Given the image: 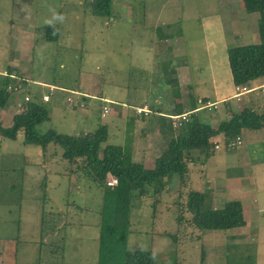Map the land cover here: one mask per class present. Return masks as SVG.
Listing matches in <instances>:
<instances>
[{"label":"rangeland","instance_id":"1","mask_svg":"<svg viewBox=\"0 0 264 264\" xmlns=\"http://www.w3.org/2000/svg\"><path fill=\"white\" fill-rule=\"evenodd\" d=\"M84 2L0 0V72L15 68L24 81L22 87L28 85L26 82L30 83L25 78L31 77L57 88L51 96V104H45L51 121L38 127L40 134L55 129L72 136V123H77L78 133L108 125L109 139L104 146H123L136 162L143 161L147 150L150 134H146L145 129L149 125L133 118L135 112L130 109L128 118L125 116L124 119L127 125L123 140L124 121L116 123L111 115L102 118V99L118 102V105H111L112 110L117 111L121 105L129 107L128 97L135 98L136 102L131 105L135 107L141 101L155 104L153 98L157 96L162 101L159 107H167L171 100L179 112L190 110L192 94L216 100L214 88H223L231 79L229 62L223 53L220 52L222 60H218V64L209 61L207 18L222 23L225 20L227 37L235 41L230 43L228 40L230 47L261 41L259 14L247 15L242 0H113L111 18L93 16L84 9ZM226 12H229L228 18H225ZM240 17L246 18L249 28L241 37L237 35ZM48 25L60 28L58 42L45 40L44 28ZM167 28H170V34L177 35L170 44L183 46L185 51L188 49L189 56L184 62L192 71L190 102H187L188 95H181L178 90L172 95L166 91L170 86L165 83L166 76L163 78V65H168L169 60L173 64L182 63V60H174L162 53V48L167 45L158 51L157 34L163 35ZM181 33L184 43L180 40ZM217 42L221 49L224 42L220 34ZM159 53L164 56L161 58ZM161 79L164 82L160 86ZM160 87H163L161 92ZM39 90L42 100L49 89ZM80 90L94 95L90 97L93 100L87 116L86 110L74 112L68 103L70 91ZM32 93L37 94L33 90ZM151 93L153 97L148 95ZM24 96L21 91L12 94L6 107L10 113L5 119L0 115L1 124L5 121V125L12 126L13 113L23 110ZM231 102L234 111L242 109V101L233 99ZM224 106L219 104L216 110H201L200 117L208 124L219 122L218 115L224 114ZM24 139V134L17 140L0 136V264H99L104 191L89 179L69 174L70 166L62 159L60 146H50L44 154L41 147L24 144ZM241 139L242 145L236 151H227L222 143L221 149L216 150L204 165V161L192 164L193 171L185 185L177 178L169 184L170 191L158 199L154 196L135 199L130 216L129 254L152 250L155 264H228V257L229 264H237L241 258L246 263L256 259L250 254L256 251L257 240L264 241V207H260L261 203L264 206V199L259 203L261 217L255 214L251 204L256 193H262L258 194L259 198L264 194V128L257 133L245 132ZM143 143L140 154L135 150ZM165 148L163 139L157 148L159 154ZM35 152L39 156L36 157ZM153 161L154 158L146 162L147 166L153 167ZM45 164H49L48 172ZM208 166L211 172H206ZM52 170L58 171V177L51 174ZM32 175L36 177L32 178ZM248 176H252L251 182L246 178ZM231 178L245 179L236 184ZM246 188V191H236ZM191 190L203 193L210 190L209 200L216 192L224 194L218 202L208 204L213 208L223 207L229 192L228 195L245 198L246 217L253 222L227 232L201 234L192 231L191 217L184 208ZM53 212L55 216H51ZM45 220L50 223L47 225ZM50 227L55 230L53 235ZM8 247L11 251L3 258ZM52 252L57 253L52 255ZM58 253L61 256H57ZM260 259L264 264V247Z\"/></svg>","mask_w":264,"mask_h":264},{"label":"trees","instance_id":"2","mask_svg":"<svg viewBox=\"0 0 264 264\" xmlns=\"http://www.w3.org/2000/svg\"><path fill=\"white\" fill-rule=\"evenodd\" d=\"M242 3L247 14H259L258 26L261 41L258 44L228 50L230 70L236 87H245L251 82L264 79V0H242ZM84 9L95 17L111 18L113 0H85ZM44 31L45 40L59 41L60 28L48 25ZM164 66L168 73L166 83L173 88H178L179 84L175 73L168 72L169 65ZM13 72L14 69L9 67L8 71L3 73L5 75H0V111L8 106L13 93L10 90L13 87V80H11V77L14 76ZM22 84H24L23 80L20 85ZM14 87L16 89L17 84ZM31 95L32 100L26 105L22 104L23 110L14 116L11 127H5L0 122V136L17 140L20 134H24V144L41 147L44 154L47 153L50 146H60L63 149L62 159L70 166L69 174L89 179L104 191L99 264H155V254L152 250L136 251L131 254L128 251L130 216L135 199L145 196L147 198L154 196L155 199H158L163 193L170 191L169 184L177 178L185 185L193 171L192 164L196 165L198 161H204L202 162L204 165L215 155L219 143L211 142L212 139L223 135V143L227 148L229 143L239 137L242 138L244 132L257 133L264 128V97L251 96L249 102H243L241 110H231V116L221 121L216 128L203 121L200 114H196L208 103V99L205 98L199 102V99L196 98L189 121L183 123L180 128L176 129L172 126L171 116L161 118L164 123L168 121L167 125L164 124L161 128L166 148L161 154L155 156L154 166L147 167L142 160L140 162L132 161L123 146H104L109 139L106 125H102L94 131H90L88 128L84 133L77 131L72 136L58 133L55 129L40 134L38 127L45 122H50L51 116L45 103L40 100L39 94L31 92ZM92 100L86 95L79 97L78 105L74 109L86 108V101L90 103ZM102 104L101 113L104 103L102 102ZM146 106L150 108L151 114L136 116L139 120H147L154 115H160L154 106L131 107L144 108ZM109 176L117 179V186L111 188L107 185ZM183 185L182 189L185 188ZM208 204L206 193L192 190L188 193L184 208L191 217L192 231L201 234L227 232L246 226L241 201L230 198L221 208H213ZM51 216H55L54 212ZM45 223L48 225L50 221L45 220ZM54 231L50 227L51 235ZM171 237L174 236L171 235ZM195 238L201 239V236ZM55 253L57 252H52V255ZM57 256H61V254L58 253ZM203 256L204 254H202ZM248 258L251 259V257ZM240 260L243 261L242 258ZM240 260L237 264H255L254 259L247 263ZM229 261L228 257V264Z\"/></svg>","mask_w":264,"mask_h":264},{"label":"crops","instance_id":"3","mask_svg":"<svg viewBox=\"0 0 264 264\" xmlns=\"http://www.w3.org/2000/svg\"><path fill=\"white\" fill-rule=\"evenodd\" d=\"M229 14V12H226V16ZM248 15V14H247ZM225 18H228V16L227 17H225ZM207 20L208 21H206L207 22V24L209 25V30H208V37L206 36V38H207V44H208V48H209V61H210V63L212 64H218V60H222V55L220 54V52L221 53H223V57H224V59L227 61V62H229V59H228V54H227V52H228V50L229 49H232L233 47H230L231 45H230V43L231 42H235L234 41V39L232 40L231 38H228L227 37V31H225V29H224V22H225V20H223V23H222V21H220V20H217V19H213V18H207ZM239 22V24H238V30H239V32H238V36L239 37H241V36H244V34L248 31V25H247V20H246V18L245 17H240L239 18V20H238ZM229 25H231V23H229ZM164 28H166V27H164ZM233 28H235V29H237V26H234ZM170 29V28H169ZM169 29L167 28L164 32H163V35H162V33H161V35H159V34H157V38H158V42H159V50L158 51H160V49H161V46H163V45H167V46H164V48H162V53H164V55L166 54V55H169V56H171L174 60H182V63H177V64H173V63H171V60H169V62H168V65L170 66V69H168V72H174L175 73V75H176V78H177V80H178V84H179V87L178 88H172V86H170L169 88H167L166 89V91H168L169 93H171V95L173 94V92L175 91V90H178L180 93H181V95L183 94L184 96H185V94L186 95H188L187 96V102H190V99H189V96H190V92H191V87H190V84L192 83V75H191V73H192V71H191V69L189 68V64L188 63H185L184 61H186V58L189 56L188 54V49L185 51V50H182V47L183 46H172L171 44H170V40H174L175 39V37L177 36L176 34H170L169 33ZM227 29V28H226ZM212 33H214L213 35H212ZM207 34V33H206ZM220 34V36H221V40H222V38H223V42L224 43H222V48L221 49H219L217 46H218V42H217V39H218V35ZM156 35V34H155ZM162 36V37H161ZM183 36V37H182ZM161 37V38H160ZM182 37V38H181ZM213 37V38H212ZM180 40H181V42H183L182 41V39L184 38V35H183V33H181V35H180ZM209 39V40H208ZM231 40L230 41V43H228V40ZM21 41L23 42V39H21ZM184 43V42H183ZM168 44H170V46H168ZM236 44V43H235ZM234 45V44H233ZM181 47V48H180ZM163 49H166V51H164ZM160 54V53H159ZM164 55H161L160 54V57L162 58ZM184 56V57H183ZM156 57H158V54H156ZM171 58V59H172ZM163 60L165 61V57L163 58ZM214 60V61H213ZM173 62V61H172ZM164 66V65H163ZM229 67H230V65H229ZM164 68H165V66H164ZM164 68L162 69V71H163V78L168 74L167 73V71L166 70H164ZM14 70H15V68H13ZM175 70V71H174ZM15 72V71H14ZM13 72V73H14ZM15 73H17V72H15ZM20 73V72H19ZM230 73H231V70H230ZM3 74V72H0V75H2ZM18 74V73H17ZM15 75V74H14ZM18 76H19V74H18ZM20 77V76H19ZM162 78V79H163ZM25 79H27V81H30V83H25V84H28L26 87H22L23 89H21V91H23L24 93L26 92V91H29V92H32V90L35 92L36 91V93L37 94H39V97H40V93H42L39 89H44V90H48V89H46V88H44V87H42L41 86V84H45V85H50V86H54V85H51V84H49V83H47L46 81H44V80H42V81H40V80H34V79H32L31 77H29V78H25ZM160 80L159 82H160V86H161V82H164L163 80ZM230 79V78H229ZM164 80H166L165 78H164ZM14 83V82H13ZM35 83V84H34ZM165 83H166V81H165ZM33 84V85H32ZM168 85V84H167ZM169 86V85H168ZM260 86H264V79H261V80H259V81H255V82H251L249 85H247L246 87L247 88H256V87H260ZM83 87V86H82ZM172 88V89H171ZM162 89H163V87H160V92L162 91ZM20 92V91H19ZM79 92H81L82 94H84V95H86V96H89V97H94V95H91L90 93H88V92H84V91H82V90H80ZM151 92H152V90H151ZM208 92V91H207ZM236 94H237V87L234 85V83H233V77H232V74H231V79H230V81L227 83V84H225V86L223 87V88H221V89H219V86H216L215 88H214V95H215V98H216V100H212L211 99V97H203V98H201L200 97V95H198L197 94V96L196 95H191V103H190V105H191V109L190 110H184V109H182L181 110V112H179L180 110L177 108V106H175V104L170 100V102H167V107H165L164 106V108H163V106L162 107H159V105H161L162 104V101L161 100H158V98H160V97H156V98H153V100L155 101V104H152V103H149V102H143V101H141V103H139V105H136V106H144V105H149V106H154V108H155V110L160 114V115H154V116H152L151 118H148L147 120H140L141 122H143L144 124L146 123V124H148L149 126L148 127H146V129H145V131H146V134L147 133H149L150 134V138H149V141L147 142L148 144H147V150L144 152V157H143V161L145 162V164H146V162H148V161H152L153 160V158H155V156H158L159 155V151H158V146L160 145V144H162L163 143V137H162V134H161V128H162V126L165 124V125H167V123H168V121H166V123H164V122H162V117H167V116H172V115H177V114H182V113H189V112H193V108H194V100L196 99V98H198L199 99V102H201V101H203V99H208V102H211V103H217L218 105L219 104H224L225 106H224V109H225V112H224V114L223 115H221V116H219L218 115V118H220V120H219V122L218 121H215L214 122V124H210V125H212L214 128H216L217 126H218V124L221 122V121H224V120H226V119H228L230 116H231V113L229 112V114L228 113H226V111L227 110H229V111H231V110H233V108L231 107V100H233V99H236L237 100V98H235V96H236ZM149 96H151V97H153V95H152V93L151 94H148ZM214 95H213V97H214ZM256 96V97H264V89L262 90V89H259V90H257V91H254V92H251V93H247V94H244L242 97H241V101L242 102H244V101H246V102H249L250 101V99H251V96ZM171 98H173V97H171ZM129 100V103H128V106L129 107H131V105H132V102H136L135 101V98H130V97H128V99H127V101ZM133 100V101H132ZM42 101V100H41ZM238 101V100H237ZM51 102H52V98H51V101L50 102H48V103H50L51 104ZM92 101H90V103H91ZM48 103H45V104H48ZM90 103H88L87 101H86V108H80V109H75L74 110V112H78L79 110H86V116H87V113H88V109L90 108ZM119 103L117 102L116 103V105H118ZM158 105V106H157ZM164 105V104H163ZM74 109V108H73ZM130 109L131 108H129V109H126V108H123V107H121L120 108V110L119 111H117L115 108H114V110L112 111V113H111V116H114V119H115V122L117 123L118 121H124L123 122V125H122V127H124V129L121 131V133L123 134V140H125L126 138H125V133H124V131H125V127H126V125H127V123H126V121L124 120L125 119V116L127 117L128 115V113L129 112H131L130 111ZM205 110V109H204ZM11 111V110H10ZM234 111V110H233ZM160 112H162V113H160ZM9 110H6V108L5 109H3V110H1L0 111V115L3 117V119H5V116H8L9 115ZM19 112H17V113H13L14 114V116L16 115V114H18ZM197 114V113H196ZM198 114H200V116H201V111H199L198 110ZM205 115H208V114H205ZM216 114L215 113H213V117L215 118V120H217V117L215 116ZM14 116H12V120H11V123H12V121H13V118H14ZM132 117H133V115H131ZM225 117V118H224ZM128 118V117H127ZM133 118H136V119H138L137 117H135V115H134V117ZM1 120V119H0ZM139 120V119H138ZM1 122V121H0ZM4 123H5V121H4ZM3 122H2V124H3V126H5V127H9L10 125H5ZM107 127H108V130H109V126L108 125H106ZM113 127V126H112ZM71 130L74 132V134L77 132V130H78V126H77V123H72L71 124ZM151 129H152V131H151ZM121 130V129H120ZM87 132V131H86ZM245 133V132H244ZM244 133H243V135H244ZM21 135V134H20ZM19 135V136H20ZM154 135H155V137H154ZM243 138V137H242ZM127 142H129V141H127ZM211 142H213V143H219V145H220V148L219 149H217V151H219L220 149H221V144L224 142V137H223V135H221V136H219V137H217V138H214V139H212V141ZM129 144H131V143H129ZM144 145H145V143H143L137 150H135L136 152H138V153H140V154H142V150H143V147H144ZM155 146V148H153ZM239 148V147H238ZM237 148V149H238ZM237 149H235V150H228L227 148H226V150L227 151H230V152H232V151H236ZM35 153H37V154H35V156L37 157V155L39 156V153L38 152H35ZM146 159V160H145ZM51 160V159H50ZM50 160H48L47 161V163L50 161ZM134 162H136V160L134 161ZM49 164H45V170H47V172H48V169H49V166H48ZM208 165V163L207 164H205V166H207ZM242 165L243 166H245V163L243 164V162H242ZM146 166H147V164H146ZM248 166H251L250 164H248ZM148 167V166H147ZM246 167V166H245ZM206 172H211V169L209 168V166H208V168H207V171ZM54 173V177H58V175H57V173H58V171H56V170H52V172H51V174H53ZM34 177H36L35 175H32V178H34ZM59 177H61V175H59ZM110 177V176H109ZM247 179H249L250 180V182H251V180H252V176H248V177H246ZM243 179H245V178H243ZM242 178H238V179H233V178H231V182L232 181H235L236 182V184H238V183H243L242 182V180H243ZM46 181V180H45ZM231 184V183H230ZM230 184H229V187H230ZM255 186V185H254ZM46 187V189H47V186H45ZM250 188H253V186L252 187H250ZM246 190H248V188H246V189H242V190H236V191H238V193L239 192H242V191H246ZM209 191L210 190H208V191H206V194H207V196H210V193H209ZM230 193V192H229ZM228 193V194H229ZM226 195L227 197H226V201L225 202H228L230 199H228V198H232V200H239V201H241L242 202V204H243V208H244V216H245V220H246V226L249 224V223H251V222H253V221H250L247 217H246V208H247V203H246V199L245 198H237V197H234V196H232V195ZM258 194H262V193H258ZM258 194L256 193V195H255V197L253 196V203L251 204V207L254 209V211H255V214H257V215H259L260 217H261V214H260V210H259V203L260 202H262L263 201V199H264V194H263V197L261 198V200H260V198H259V196H258ZM211 197V196H210ZM213 198H212V200H209V203H213V202H218L220 199H222V197H224V194H222L221 192H216L213 196H212ZM262 204L263 203H261V206L260 207H264V206H262ZM243 228V227H242ZM257 243H258V247L256 248V251L255 252H253V253H251L250 254V256L252 257L253 255H255L256 257V259H254V260H256L255 261V264L257 263V264H263V262H262V260L260 259V257H261V255H262V250H263V247H264V241H262V240H257ZM8 250H7V252L5 253V254H3V258H7V256H8V254H9V252L11 251V249L8 247L7 248ZM2 256V255H1ZM2 258V257H1ZM258 260V261H257ZM4 262H5V259H4Z\"/></svg>","mask_w":264,"mask_h":264},{"label":"built area","instance_id":"4","mask_svg":"<svg viewBox=\"0 0 264 264\" xmlns=\"http://www.w3.org/2000/svg\"><path fill=\"white\" fill-rule=\"evenodd\" d=\"M16 78V77H15ZM42 87H45L46 89H49V93H46L43 95L42 97V101L45 103L50 102L51 100V96L55 93V91L57 90V88L55 86H50V85H45V84H41ZM21 88V85L18 84V89ZM259 89H264V86H260V87H256V88H247L245 87H237V94L235 96V98H237L238 101H241V97L244 94L247 93H251L254 91H257ZM11 91H14L13 87L10 88ZM71 96L68 98V103L70 104L71 107H77L78 103L77 97H81L83 96L81 93L79 92H74V91H70ZM32 100V96L30 94L29 91L25 92V96H24V103H29ZM104 103L103 106V111H102V117L106 118L107 116L111 115L112 113V108L111 105H116V103H112L109 100L106 99H102L101 100ZM121 107L126 108V109H133L135 112V116L141 117L142 115L148 116L151 114V110L150 108H148L147 106L144 108H132V107H127L126 105H121ZM218 104L217 103H211L208 102L206 105H204L201 109L199 110H204V109H217ZM189 116L190 113H184L181 115H176V116H171L170 118L172 119V126L174 128H180L182 126L183 123H186L189 121ZM242 145V139L239 137L237 138L235 141H232L231 143L228 144L227 149L228 150H235L238 147H240ZM220 145H217L216 149H219ZM107 185L109 187H115L118 185V181L115 178H111L107 181Z\"/></svg>","mask_w":264,"mask_h":264},{"label":"clouds","instance_id":"5","mask_svg":"<svg viewBox=\"0 0 264 264\" xmlns=\"http://www.w3.org/2000/svg\"><path fill=\"white\" fill-rule=\"evenodd\" d=\"M3 75H5V74H3ZM16 77V78H15ZM11 79H13V85H16L17 84V88L15 89V87L13 86V89H14V91H12L13 93L12 94H15V93H19V91H21V89H23L22 88V85H21V88L20 89H18V84L20 85V83H21V81L23 80L22 78H20L17 74H15L14 76H12L11 77ZM45 88V87H44ZM63 91H65V90H63ZM21 92H23V91H21ZM74 92H79V91H74ZM79 93H81V92H79ZM25 94V93H24ZM30 94H31V92H30ZM82 94V93H81ZM83 96H85L84 94H82ZM32 96V95H31ZM83 96H81V97H83ZM77 98H79V97H77ZM45 103V102H44ZM23 104H25L24 102H23ZM74 108V107H73ZM190 113V112H189ZM167 117H169V116H167ZM111 178H113L112 176H110L109 178H108V180L109 179H111Z\"/></svg>","mask_w":264,"mask_h":264}]
</instances>
